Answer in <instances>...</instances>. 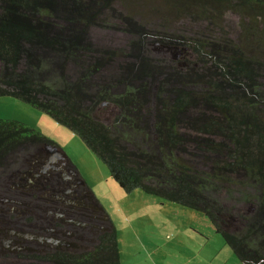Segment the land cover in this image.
<instances>
[{"label":"trees","instance_id":"1","mask_svg":"<svg viewBox=\"0 0 264 264\" xmlns=\"http://www.w3.org/2000/svg\"><path fill=\"white\" fill-rule=\"evenodd\" d=\"M120 1L0 0V97L77 134L124 192L142 190L203 213L240 262L264 264V0L134 4L147 6L164 30L179 31L199 65L155 94L143 82L144 66H121L112 55L117 74L103 75L107 59L92 55L82 37ZM103 101L116 107L111 127L92 114ZM25 143L57 147L20 121L0 119V163ZM225 201L240 206L238 232L222 226ZM246 205L251 210L241 212ZM35 258L121 264L116 228L109 219L90 251Z\"/></svg>","mask_w":264,"mask_h":264},{"label":"rangeland","instance_id":"2","mask_svg":"<svg viewBox=\"0 0 264 264\" xmlns=\"http://www.w3.org/2000/svg\"><path fill=\"white\" fill-rule=\"evenodd\" d=\"M142 2L144 0L117 2L112 8L104 10L100 18L87 27L82 37L85 43L89 42L96 50L92 55L98 60L107 59L109 64L105 66L103 75H116L117 62L129 68L144 66L147 77L143 82L152 91L151 94H155L162 84H178L187 72L192 69L197 71L199 65L190 48L182 43L184 39L179 31L160 27L156 15L147 6V10L143 11L133 6L141 5ZM128 13L133 14L135 19L125 18ZM228 21L233 27L238 25L236 17L230 16ZM79 33L80 30L78 33L74 31L71 36ZM120 91L117 89V92ZM87 101L82 99V106L88 105ZM116 113L114 105L103 101L98 103L92 114L111 127ZM0 119L20 121L57 145L34 144L23 150L15 149L13 155L0 164V176L17 180L13 185H10V181L8 185L10 195L6 193L8 189L0 187V227L4 225V214L10 212L15 202V193L12 191L37 188L32 185L37 178L28 177V172L21 171L20 164L33 168L38 157L49 155L55 156V166L64 165L68 161L65 153L114 224L121 264H243L203 213L146 194L142 190L124 192L112 179L107 167L80 137L47 114L15 98L0 97ZM63 171L66 177L72 176L65 166ZM76 178L78 190L82 191L86 186L79 181L80 177ZM82 197L90 200L87 196ZM78 202L82 206V198L79 197ZM239 208L236 203L225 201L219 213L222 226L231 232H238L242 226ZM250 210L251 207L246 205L241 212L248 213ZM16 214L14 211L13 217ZM94 219L97 221L96 217ZM21 225L0 228V245L5 244L3 249L0 247V264H47L23 254L35 250L36 244L39 246L41 243L37 241V233L23 230ZM49 234L51 237L52 231Z\"/></svg>","mask_w":264,"mask_h":264},{"label":"flooded vegetation","instance_id":"3","mask_svg":"<svg viewBox=\"0 0 264 264\" xmlns=\"http://www.w3.org/2000/svg\"><path fill=\"white\" fill-rule=\"evenodd\" d=\"M31 145L34 144L25 143L17 149L23 150ZM12 153L8 154L5 160H8V157L13 155ZM54 158L55 156L48 155L47 157L42 155L35 160V166L33 168H27L23 163L20 164L22 167L21 171L28 172V177L32 176L37 178L35 183L32 184L37 188L23 191L11 190L15 193V202L12 203L13 207L9 209L10 212L4 214L2 220L4 225L0 227L1 229H6L8 227L13 228L12 226L18 227V224H22L21 229L32 233L36 231L42 234L41 244L39 246L36 244V249L39 252L37 251L38 253H35V250H33L23 253L30 259L34 258L35 255L50 257L51 254L59 251L73 254L90 251L98 243V236L105 231L103 229L96 233L94 230L95 226L92 222L97 216L95 214L93 197L85 188L82 191L78 190L79 184L75 173L71 171L72 168L69 161L64 165L55 166L57 162H55ZM5 160H2V162ZM63 166H65L67 172H71V177L65 176ZM28 180L30 179L28 178ZM10 181V185L17 182L16 179L0 176V187L4 186L8 189L6 191L8 194H11L8 187ZM82 196H87L90 200L84 199ZM79 197L83 200L82 206L78 202ZM14 211L17 214L13 217ZM20 212L21 214H18ZM51 231L52 234L50 237L49 232ZM2 246H5V244L0 245L3 249ZM41 260L47 262V264H53L47 258Z\"/></svg>","mask_w":264,"mask_h":264},{"label":"crops","instance_id":"4","mask_svg":"<svg viewBox=\"0 0 264 264\" xmlns=\"http://www.w3.org/2000/svg\"><path fill=\"white\" fill-rule=\"evenodd\" d=\"M64 155H65V157H66V159L69 161V164H70V166H71V168H72V170L74 171V173L75 174H77L76 175V177L78 176V177H80L81 178V180L79 179V181L80 182H82L86 187H85V189L87 190V191H89V193L91 194V196L93 197V200H94V206H95V214H96V216H97V221L95 220V219H93V224H94V230L96 231V233L100 230H103L104 229V227H105V224H106V221L108 220V219H110L109 218V216H108V213L105 211V209L103 208V206H102V204H101V202H100V200L98 199V198H96V196L94 195V193L91 191V189L89 188V186H88V184L86 183V181L80 176V173L78 172V170L76 169V167L71 163V161H70V159L67 157V155L64 153ZM101 219V220H100ZM103 219V220H102ZM100 221L102 222L101 224H100ZM109 221V220H108ZM85 222V221H84ZM101 227V228H100ZM35 233H37L36 231H35ZM42 234H39V233H37V241L40 243V242H42V236H41ZM40 237V238H39ZM38 250L37 249H35V253H38L37 252ZM242 263V262H241Z\"/></svg>","mask_w":264,"mask_h":264}]
</instances>
